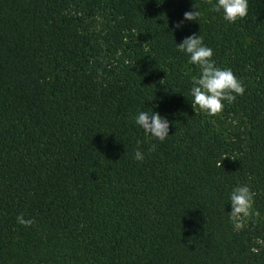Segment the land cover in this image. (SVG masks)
<instances>
[{"label":"trees","instance_id":"obj_1","mask_svg":"<svg viewBox=\"0 0 264 264\" xmlns=\"http://www.w3.org/2000/svg\"><path fill=\"white\" fill-rule=\"evenodd\" d=\"M213 5L0 0V264H264V0L232 24ZM192 34L245 87L226 133L191 106L199 70L175 42ZM147 108L164 142L135 126ZM240 183L255 196L234 230Z\"/></svg>","mask_w":264,"mask_h":264},{"label":"clouds","instance_id":"obj_2","mask_svg":"<svg viewBox=\"0 0 264 264\" xmlns=\"http://www.w3.org/2000/svg\"><path fill=\"white\" fill-rule=\"evenodd\" d=\"M212 11L219 13L225 22L232 24L248 15V0H214ZM200 16L199 6L193 4L191 10L184 12L181 20L173 24V31L181 30L186 22H197ZM175 45L176 50L187 57L188 63L195 65L199 70L198 75L191 78L188 90L193 109L213 116L223 110L225 103L232 104L238 96L244 94L243 83L231 69L216 65L212 58L213 50L204 44L200 35L186 36L180 43L175 42ZM133 121L149 139L164 142L169 137V120L153 108L138 109ZM137 143L139 144V141ZM133 158L137 162L144 160V153L139 147L134 150ZM254 196L255 193L248 183L237 184L229 192L230 211L227 214L234 230L243 227L252 208ZM16 223L22 227H30L35 224V219L31 217L26 219L21 213L16 216Z\"/></svg>","mask_w":264,"mask_h":264},{"label":"rangeland","instance_id":"obj_3","mask_svg":"<svg viewBox=\"0 0 264 264\" xmlns=\"http://www.w3.org/2000/svg\"><path fill=\"white\" fill-rule=\"evenodd\" d=\"M93 27V26H92ZM198 110V109H197ZM199 112H201L200 110H198ZM216 123V128L219 132L221 133H226V124H224L223 119L221 117L220 113H217L216 115H214V120Z\"/></svg>","mask_w":264,"mask_h":264}]
</instances>
